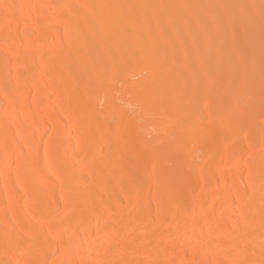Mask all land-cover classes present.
Returning <instances> with one entry per match:
<instances>
[{"label":"bare ground","instance_id":"bare-ground-1","mask_svg":"<svg viewBox=\"0 0 264 264\" xmlns=\"http://www.w3.org/2000/svg\"><path fill=\"white\" fill-rule=\"evenodd\" d=\"M0 264H264V0H0Z\"/></svg>","mask_w":264,"mask_h":264},{"label":"rangeland","instance_id":"rangeland-1","mask_svg":"<svg viewBox=\"0 0 264 264\" xmlns=\"http://www.w3.org/2000/svg\"><path fill=\"white\" fill-rule=\"evenodd\" d=\"M156 84H157V82L155 83V87H156V95H158V93H159L158 90L160 91L161 90V87H163V85L161 86V85H158V84L156 85ZM128 97H126V100H128L127 102L125 101V103H123V102L119 101L118 103L121 104V106H123L124 109L128 110L130 112L129 114H131V112L133 113L134 111H136L137 108L135 107V105L131 104L132 101L129 99L130 97L129 98ZM253 101H255L254 98H253ZM250 104H251V99H250ZM161 107H160V109H163V111L166 108L164 105L161 106ZM161 111H159L161 113V115L162 114L164 115L166 113V111H164L165 113H163V111L162 112ZM135 114L139 117V119L142 122L144 121L147 124V125H145V126H147V128L145 127V129H146L145 130L146 131L145 138H147L148 140H152L153 139L152 137H154V135H156V133L158 132L157 130L160 129V128H162V123L160 122L162 120L160 118L161 116L154 117V116H152L150 114H147V116L145 114L144 116L141 117V112L139 110H138L137 113L135 112Z\"/></svg>","mask_w":264,"mask_h":264}]
</instances>
